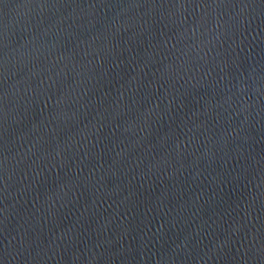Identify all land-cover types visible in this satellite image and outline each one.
Wrapping results in <instances>:
<instances>
[{"label": "water", "instance_id": "95a60500", "mask_svg": "<svg viewBox=\"0 0 264 264\" xmlns=\"http://www.w3.org/2000/svg\"><path fill=\"white\" fill-rule=\"evenodd\" d=\"M0 264H264V0H0Z\"/></svg>", "mask_w": 264, "mask_h": 264}]
</instances>
